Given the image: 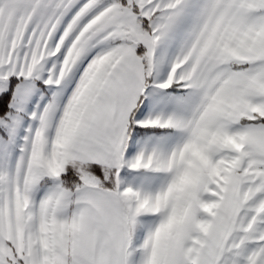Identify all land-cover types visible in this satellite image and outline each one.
I'll list each match as a JSON object with an SVG mask.
<instances>
[{"label":"snow or ice","instance_id":"snow-or-ice-1","mask_svg":"<svg viewBox=\"0 0 264 264\" xmlns=\"http://www.w3.org/2000/svg\"><path fill=\"white\" fill-rule=\"evenodd\" d=\"M0 264H264V0H0Z\"/></svg>","mask_w":264,"mask_h":264}]
</instances>
